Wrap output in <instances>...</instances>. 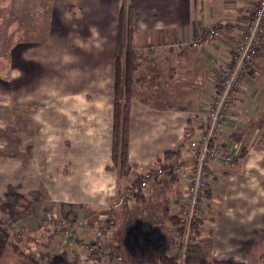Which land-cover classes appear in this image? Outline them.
<instances>
[{
    "label": "crops",
    "instance_id": "crops-1",
    "mask_svg": "<svg viewBox=\"0 0 264 264\" xmlns=\"http://www.w3.org/2000/svg\"><path fill=\"white\" fill-rule=\"evenodd\" d=\"M128 1L140 15L133 38L135 44L171 46L168 47L167 55L183 70L180 75L187 78L183 83V94H176L178 98L170 91L174 90L170 86L167 92L151 93L152 96L148 97L138 89L137 96L131 100L127 159L135 167L133 173L140 176L163 152L178 148L189 123L194 124L193 128L199 126L200 115L215 91L223 62L227 60L232 43L250 17L256 0ZM119 4L120 0H53L52 5L44 8L42 19L39 20H47L49 23L47 41L43 44H29L31 54L27 60L31 62L32 74L38 70L40 76L44 69L41 62L51 51L50 45L66 46L68 40H100L101 44L97 48L90 47L86 42L76 43L73 55L60 56L64 61L76 62L70 86L74 94H81L79 102L66 103L65 106L58 102L38 105L42 121L49 110L54 114L53 121L48 122L49 129L44 131L45 136L41 135L40 143L45 142L40 144L38 151V166L47 202L40 210H36V221L39 214L47 212L45 208L49 207V211L58 210L67 216L66 212L74 213L70 208L103 205L105 213L99 215L100 222L105 219L107 208L117 202V189H131L125 179L123 182L115 171L106 168L111 166L114 48L111 45L114 44ZM15 18L21 22L18 16ZM216 24H226L232 29L219 38L202 42L196 48L188 45L197 33ZM15 34L9 38L2 34L1 37L6 40L33 38L26 39L25 33H21L22 36ZM13 45L14 49L16 44ZM179 46L181 48L177 49ZM187 49L194 53L192 58H185ZM56 53L58 55L59 51ZM12 63L17 64L18 61ZM253 68L254 74L242 80V86L236 93L229 125L216 136L221 142L227 141L230 145L244 148L245 155L229 167L219 169L218 177L223 179V186L221 190L218 189L217 196L211 195V207L206 211V218L196 227L201 236L199 242L208 243L209 248L214 249L213 253L233 255L236 258L249 250L252 252L257 229L264 231V35ZM178 101L181 103L176 105ZM233 134L239 141L230 140L229 136ZM163 182L166 183H151L143 188L144 202L141 204L127 197L119 204L120 215L131 213L136 217L139 211V220L151 224L154 218L156 221L159 218L164 220L159 210L173 215V209L184 196L186 184L182 179ZM165 190L173 193L169 199L162 197ZM151 194L155 197L153 203H149L156 209L153 210L154 215L152 210L131 209L133 201L143 206ZM130 215L126 217L127 220ZM67 220L66 223L87 235L97 230L95 227L98 221L90 225L88 218ZM165 223L170 228L162 230H166V235L170 236L174 227L167 221ZM105 230L106 238L116 242L112 237L113 228L107 227ZM60 244L65 249H72L71 242H64V238L60 237ZM168 244L165 246L166 252ZM63 247L60 248L61 252ZM203 253L201 248L194 252L195 256H200L199 262L206 259L202 258ZM126 258V253L122 261L91 259L84 263L83 258H80L76 264H129ZM70 263L66 259L58 262ZM157 263L161 264L159 261Z\"/></svg>",
    "mask_w": 264,
    "mask_h": 264
},
{
    "label": "rangeland",
    "instance_id": "rangeland-1",
    "mask_svg": "<svg viewBox=\"0 0 264 264\" xmlns=\"http://www.w3.org/2000/svg\"><path fill=\"white\" fill-rule=\"evenodd\" d=\"M52 2L53 0H0V264H20L17 262L15 248L23 250L29 255L34 254L36 258L38 257L37 253H42L43 255L48 254L52 258L46 259L44 264H58L63 257L66 260H70V264H76L80 258H83L84 263H88L91 260L84 258L86 253L82 248L84 237H89V234L83 233L81 229H79V234L74 232L75 235L71 240L72 249H65L60 244V237L63 238V232L61 230L55 228L51 223L42 222L41 214H39V218L36 221V210H40L41 206L47 202L44 196L45 191L42 188L43 177L38 166V151L40 150V144L42 145L45 142L40 143L41 135L45 136L44 131L47 132L49 129L48 122L50 120L53 121L54 114V112L49 110L42 121L41 108L39 107L40 103L55 104L58 102L63 103L65 106L66 103L79 102L81 100V94H74L70 86L73 82L72 72L77 67L76 62L75 60L64 61L60 56L62 54L73 55L75 53L76 43L86 42L89 43L90 47L96 46L97 48L101 46L100 40H68L66 46L52 44L49 46L51 51L46 54V59L41 62L44 66L42 75H39L38 70H36V74H32L30 68L31 62L27 60L31 54L29 44H43L47 41L45 39H47L49 23H47V20L44 22L42 20L39 22V20L42 19L41 16L42 13L44 14V8L52 5ZM17 16L21 22L16 21L15 17ZM21 33H25L24 36H26V39L33 37L32 40H6V38H9V36L12 37L14 34L16 36H22L23 34ZM2 34L6 37L5 39H2ZM198 35L200 34L197 33L196 36ZM13 44H16L14 49L12 48L14 46ZM132 44L134 47L144 50V53L141 55L142 66L135 75L144 76L150 86L149 89L139 88L137 86V89L142 90V93L146 97L151 95V93L158 94L159 92L160 94L164 90L170 89V86L174 87V90L170 89V91H173L175 95L183 94L181 93L183 83L187 78L180 75L183 70L177 67V64L172 61L171 57H168L167 53L169 51L167 52V50L171 46H138L133 39ZM111 46H114V44ZM176 48L180 49L181 47ZM58 51L59 53L56 55ZM114 52L115 49L113 48L112 62H114ZM185 55V58H192L194 53L187 49ZM14 60L18 61V63H12ZM171 71H173V74ZM63 85L66 86L60 88ZM178 95H176L177 98L179 97ZM179 103L181 101L176 102V105ZM203 112L200 115L201 117ZM230 121L231 119L228 121L227 126ZM193 125L189 123L187 128V133L192 130L190 136L198 128H193ZM63 127L66 129L65 125ZM179 156H187L185 146L181 149ZM225 171L228 172L229 170ZM135 176L136 173H131L124 179L125 181L129 179L126 182L130 183ZM171 178L165 179V181H170ZM121 179L124 182V179ZM175 179L178 178L172 180ZM184 182L186 184L185 180ZM217 182L218 187L212 193L213 196H217L219 190H221L220 187L223 186V179L220 180L219 178ZM119 188L116 191L117 201L120 199L118 195ZM172 194L169 190H165L162 197L169 199ZM153 195L151 194V197H148V202L143 206L136 205L133 201L131 209L134 207V210L136 208L137 210H152L153 214V210L156 211V209H153L154 205H149V203H153L155 198ZM50 205L52 206V203ZM92 206L94 207L80 205L70 208L74 210V213L66 212L67 216L58 210L50 212L59 217L66 227L75 230L74 225H69L68 222L66 223L68 221L67 219L70 221L72 219L78 221L79 219L88 218L89 224L92 225L93 221H98L101 213H105V206ZM119 207L120 205L114 208L113 215L115 216L111 223H108V219L105 217L104 220L98 221L96 223L97 225L95 224V229L104 227V231H106L105 229L107 227L113 228V240L118 241L122 245L125 243L135 244L147 264H158L159 253L161 250H165V246H167L169 240H173L176 245L179 244V239H174L172 236L175 232L174 228L170 236L168 234L166 235V230H162L166 227L170 228L164 220H160L159 218L156 221V218H154L155 221H152L153 224L151 222L147 223L144 220H139V211L136 213V217L131 213V215L126 214L123 216L124 214L122 213L120 215ZM109 209L110 207L107 208V213H110ZM78 210L80 211L77 212ZM159 212L162 217L161 210ZM128 215L131 217L127 220L126 217ZM51 227L55 230L53 235L50 233L52 231ZM80 234H83V237ZM104 234L106 233L104 232ZM199 235L196 237L193 235V240L189 243L190 248L189 250L187 248L188 252L186 255L190 256V260L186 264L201 263L199 262L200 256L197 257L194 254L197 248H201L204 251L202 258H206L205 260L209 263H264L263 230L257 229L255 245L252 246L253 249L251 248L252 252L249 250L248 253H244L242 256L236 254L238 256L237 258L233 255L213 253L212 251L214 249L211 250L208 243L199 242L201 238ZM171 244L172 242H169L168 245ZM62 247L63 252L60 251ZM176 250L174 248L168 250L169 255L174 256ZM53 257L57 263L55 261L52 262ZM95 260L104 259L95 258ZM125 262L127 261L125 260Z\"/></svg>",
    "mask_w": 264,
    "mask_h": 264
},
{
    "label": "built area",
    "instance_id": "built-area-1",
    "mask_svg": "<svg viewBox=\"0 0 264 264\" xmlns=\"http://www.w3.org/2000/svg\"><path fill=\"white\" fill-rule=\"evenodd\" d=\"M264 0H256L252 14L243 26L242 33L234 40L230 54L223 62L220 81L217 90L212 94L206 106L200 124L186 142L187 156H174L164 166L150 164L140 178V187L146 188L155 181H163L175 177L186 181L184 196L173 209V215L179 219V230L173 237L179 239V244L169 245L168 250L177 249L174 256L178 264H186L187 248L195 233L193 224L206 218V211L211 207L210 197L218 187V171L229 167L240 159V148L227 141H219L217 134L223 132L231 119V111L236 93L242 86V80L251 72V62L258 54L263 37ZM229 31L228 26L218 24L206 28L198 36L190 40L191 47H198L201 42L223 36ZM222 171V170H221ZM207 194L210 196L207 197ZM120 199L110 206L107 213L108 223L114 219V208L127 197H131L129 190H119ZM112 214V215H110ZM41 221L51 223L61 230L64 242L71 241L75 233L54 213L48 211L41 214ZM104 227L95 230L89 237H84L82 248L86 260L100 258L104 260L122 261L125 258L124 246L118 242L108 240L104 234ZM191 234V235H189ZM83 237V234H80ZM181 241V242H180ZM174 252V250H173ZM188 263V262H187Z\"/></svg>",
    "mask_w": 264,
    "mask_h": 264
},
{
    "label": "trees",
    "instance_id": "trees-1",
    "mask_svg": "<svg viewBox=\"0 0 264 264\" xmlns=\"http://www.w3.org/2000/svg\"><path fill=\"white\" fill-rule=\"evenodd\" d=\"M69 9L71 8L69 7ZM139 22H140V15L137 11L134 10V8L129 3V1L120 0L119 9L117 13V20H116L115 36H114L115 52H114V62H113L112 126H111V147H110L111 166H106V168L115 171L118 174L119 178H123V179L127 178L131 173H133V169L135 168L134 166L128 163V159H127L128 146H129L130 103L131 100L137 96V91H138V89L136 88L137 86H139V88L141 87L146 89H149L150 87L147 81L145 80L144 76L135 75L136 72L142 66L141 55L142 53H144L143 49L134 47L132 44L133 35L138 29ZM218 25L228 26L229 31L232 29L229 25L226 24L223 25L218 24ZM242 32H244L243 27L240 30V33ZM263 32H264V24H263ZM188 45L190 46V42L188 43ZM256 57L254 58V60L256 59ZM254 60L251 62V72L245 78H249V76L254 74L253 72ZM219 81H220V77L216 85L215 91L218 88ZM141 101L145 102L146 100L144 98H141ZM198 127H201V125H199ZM191 131L187 133L186 130V132L183 135L182 142L177 149L173 151L163 152L161 156L156 158L153 164L164 166L169 162V160L172 157L179 156L181 154V149L185 146L186 142L190 138ZM229 137L230 140L232 141L235 142L239 141L238 138H235L234 134L230 135ZM245 152L246 151L244 150V148H240V159L244 157ZM140 178L141 176L136 175L133 178V180L130 181V183H128V187L131 188L128 190L132 193V198L138 204L144 202V197L142 196L143 188L140 187ZM174 178L175 177H172L171 180ZM126 181H129V179ZM153 183L164 185L166 182L155 181ZM209 196L210 195L207 194V197ZM50 209H51L50 207L45 208L47 212ZM162 218L165 221L169 222V224H171L174 227L175 231L179 230L180 228L179 219L175 215H169L167 211L163 210ZM200 223L201 222L199 221L193 224L195 237L198 235V233L196 232V227L200 225ZM51 229L52 231H50V233L51 235H53L55 230L53 227H51ZM67 242L70 243L71 241H66V243ZM169 242H172L171 244L172 246L176 245L173 240H169ZM123 246L127 257L126 259L128 260L129 264H146V261L144 260L142 254L140 253L138 247L135 244L125 243ZM15 254L17 257V262H19L20 264H44L46 259L48 260V258L49 259L52 258L48 254L43 255L42 253H37L38 257L36 258L34 254L29 255L25 251L19 250L18 248H15ZM63 260L64 258L62 259V261ZM189 260H190V256H186V262H189ZM54 261L57 263V261L53 257L52 262ZM158 261L161 264H178L175 257L170 256L169 253L166 252L165 250L160 251L158 256ZM200 264H217V263L215 262L209 263L206 260H203Z\"/></svg>",
    "mask_w": 264,
    "mask_h": 264
}]
</instances>
